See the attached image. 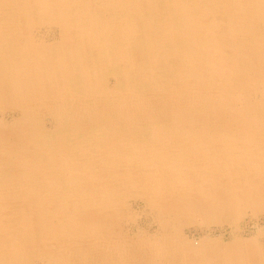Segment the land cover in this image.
I'll return each instance as SVG.
<instances>
[{
	"label": "bare ground",
	"instance_id": "obj_1",
	"mask_svg": "<svg viewBox=\"0 0 264 264\" xmlns=\"http://www.w3.org/2000/svg\"><path fill=\"white\" fill-rule=\"evenodd\" d=\"M247 212L264 0H0V264H264Z\"/></svg>",
	"mask_w": 264,
	"mask_h": 264
},
{
	"label": "rangeland",
	"instance_id": "obj_2",
	"mask_svg": "<svg viewBox=\"0 0 264 264\" xmlns=\"http://www.w3.org/2000/svg\"><path fill=\"white\" fill-rule=\"evenodd\" d=\"M132 211L135 212V214L138 216L137 217L138 222L135 223V225L137 227L143 228V229L150 231V232H154L156 230V228H157L156 225L151 223V220H152L151 215L149 214V212L146 208L145 209L143 208V204L140 203V201H138L137 205L132 206ZM239 224L237 226L238 227L237 230H239V231L236 230V232H235L236 235H238L242 238H249V237H251V235L252 236L257 235L259 237L261 236L259 239H260L261 243L264 245V213L252 215L250 212H247L246 216L243 218L242 221H240ZM188 227H190V228L188 229ZM211 227L213 230L211 229ZM257 228H261L262 230L257 229ZM201 229H203V230H201ZM231 230H232V228L229 224H223V226L212 224V225L206 226V225H203L200 223H196L194 225H189V226L184 227L183 234L186 235V237H188V238L201 237L202 235H205V234H211L214 237L221 236L222 239L224 240V242H227V241H229V238H230L229 233L231 232ZM201 231H202V234H201ZM195 233H197V234H195Z\"/></svg>",
	"mask_w": 264,
	"mask_h": 264
}]
</instances>
